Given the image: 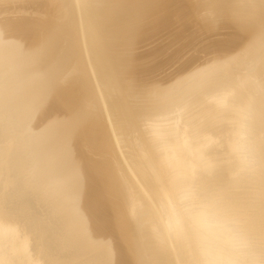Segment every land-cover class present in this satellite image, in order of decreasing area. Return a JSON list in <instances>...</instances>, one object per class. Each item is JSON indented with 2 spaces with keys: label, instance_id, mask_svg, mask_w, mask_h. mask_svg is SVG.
<instances>
[{
  "label": "bare ground",
  "instance_id": "1",
  "mask_svg": "<svg viewBox=\"0 0 264 264\" xmlns=\"http://www.w3.org/2000/svg\"><path fill=\"white\" fill-rule=\"evenodd\" d=\"M264 264V0H0V264Z\"/></svg>",
  "mask_w": 264,
  "mask_h": 264
},
{
  "label": "clouds",
  "instance_id": "2",
  "mask_svg": "<svg viewBox=\"0 0 264 264\" xmlns=\"http://www.w3.org/2000/svg\"><path fill=\"white\" fill-rule=\"evenodd\" d=\"M203 237V250L213 257L209 264H243L250 259V242L234 223L219 224L211 218L199 222Z\"/></svg>",
  "mask_w": 264,
  "mask_h": 264
}]
</instances>
